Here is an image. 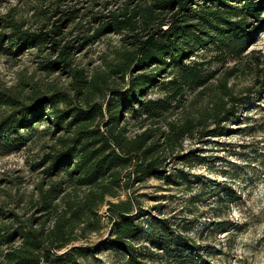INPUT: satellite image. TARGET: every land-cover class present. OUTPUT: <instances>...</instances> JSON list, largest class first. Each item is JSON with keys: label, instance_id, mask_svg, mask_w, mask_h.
Wrapping results in <instances>:
<instances>
[{"label": "trees", "instance_id": "1", "mask_svg": "<svg viewBox=\"0 0 264 264\" xmlns=\"http://www.w3.org/2000/svg\"><path fill=\"white\" fill-rule=\"evenodd\" d=\"M64 1L38 31L9 20L0 34L4 54L36 52L40 71L70 81L26 99L0 96L10 108L0 118V156L51 140L32 166L43 176V214L24 220L0 208V264H84L98 251L123 264H212L187 236L191 226L161 219L146 230L135 192L152 178L192 192L189 174L170 169L196 163L187 142L225 135L264 94V54L249 51L264 36V0H76L86 12ZM101 43L103 64L81 67L77 52ZM247 59L253 83L240 90L234 81ZM223 189L220 201L235 203V190ZM105 219L109 233L93 245Z\"/></svg>", "mask_w": 264, "mask_h": 264}, {"label": "rangeland", "instance_id": "2", "mask_svg": "<svg viewBox=\"0 0 264 264\" xmlns=\"http://www.w3.org/2000/svg\"><path fill=\"white\" fill-rule=\"evenodd\" d=\"M59 1L62 0H0V34L9 20L23 23L27 30L38 31L54 16L55 10L61 8ZM64 2L77 9L87 7L81 12L90 7L76 0ZM62 11L60 9L55 19ZM65 32H72V29L65 27ZM250 50L264 54V36ZM108 51V45L95 44L78 51L76 59L81 67L95 70L103 64L102 56ZM14 52L9 56L0 50V96L19 94L26 99L34 88L46 92L69 88L70 81L61 72L49 74L38 69L41 59L35 58L36 52ZM250 63L247 59L239 64V76L234 82L240 90L253 83ZM9 109L8 106L0 107V118L9 113ZM227 126L228 133L207 143L187 142L185 150L196 151V163L171 165V170L173 167L184 169L190 180H194L192 192L187 191L186 184L178 186L152 178L137 186L135 195L148 212L146 230L161 219L170 220L181 229L185 225L191 226L193 230L187 236L202 247V256L207 255L212 264H264V94L254 97L241 117ZM50 144L51 140L46 138L28 149H16L7 156H0L2 210L15 212L24 220L43 214L37 205L38 186L43 176L41 169L32 166L49 151ZM223 187L237 193V201L230 206L220 201L225 195ZM195 195L197 201L193 202ZM101 213L105 215L106 208ZM104 224L101 232L90 235L89 242L93 245L107 237L111 225L107 219ZM146 236L147 231L136 243L148 244ZM83 262L123 264V259L112 255L111 251H98Z\"/></svg>", "mask_w": 264, "mask_h": 264}]
</instances>
